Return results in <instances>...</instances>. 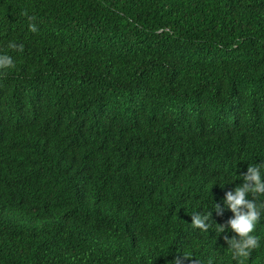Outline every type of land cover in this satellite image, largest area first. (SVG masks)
<instances>
[{"label":"trees","instance_id":"1","mask_svg":"<svg viewBox=\"0 0 264 264\" xmlns=\"http://www.w3.org/2000/svg\"><path fill=\"white\" fill-rule=\"evenodd\" d=\"M4 53L0 264H238L169 198L203 189L214 228L264 164V0H0Z\"/></svg>","mask_w":264,"mask_h":264},{"label":"clouds","instance_id":"2","mask_svg":"<svg viewBox=\"0 0 264 264\" xmlns=\"http://www.w3.org/2000/svg\"><path fill=\"white\" fill-rule=\"evenodd\" d=\"M22 15L28 18L29 31L35 33L38 31L37 25L34 22L35 17L29 16L27 10H24ZM8 47L23 52L24 45L15 42H9ZM16 64L12 56L7 53L0 54V70L15 68ZM264 164H251L248 166L246 173H242L243 181L240 185H236L234 179L226 180L220 184L221 191H225L224 204L231 210L234 216H229L224 224L215 223L213 228L212 212L205 213L208 209V200L204 195L203 189L194 190L192 193L188 187L184 188L187 193L188 202L180 201V195L174 198H169L170 202L176 209L184 212V215L191 216V224L194 228L207 232L214 229L219 235L225 233L224 241L228 245L232 258L238 261V264H244V260L248 259L253 250L260 247V238L253 233L256 225L264 217V202H261L260 197L264 196V175L261 169ZM180 183V182H177ZM106 188L114 190L113 185H108ZM250 198L248 199V196ZM198 202L204 205L197 206ZM214 210L217 215H221L223 219V208L219 203H216ZM229 210L227 209V212ZM228 229L234 233L232 236L227 235ZM185 259L190 258L184 255ZM177 264H181L180 261ZM190 264H202L201 261L191 258ZM209 264H212L209 261Z\"/></svg>","mask_w":264,"mask_h":264}]
</instances>
